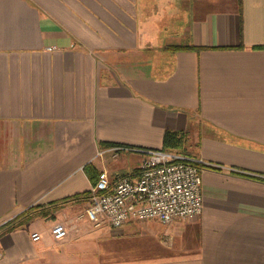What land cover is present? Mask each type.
Segmentation results:
<instances>
[{
  "label": "crops",
  "instance_id": "crops-1",
  "mask_svg": "<svg viewBox=\"0 0 264 264\" xmlns=\"http://www.w3.org/2000/svg\"><path fill=\"white\" fill-rule=\"evenodd\" d=\"M167 130L199 219L76 220ZM0 264H264V0H0Z\"/></svg>",
  "mask_w": 264,
  "mask_h": 264
},
{
  "label": "built area",
  "instance_id": "built-area-1",
  "mask_svg": "<svg viewBox=\"0 0 264 264\" xmlns=\"http://www.w3.org/2000/svg\"><path fill=\"white\" fill-rule=\"evenodd\" d=\"M136 177L112 180L107 172L93 182L86 196L87 205L76 220L87 217L93 226L123 227L129 220H197L203 214V170L206 161L176 149H142ZM77 229L72 222H55L50 233L55 239ZM32 239L41 238L39 232Z\"/></svg>",
  "mask_w": 264,
  "mask_h": 264
},
{
  "label": "trees",
  "instance_id": "trees-1",
  "mask_svg": "<svg viewBox=\"0 0 264 264\" xmlns=\"http://www.w3.org/2000/svg\"><path fill=\"white\" fill-rule=\"evenodd\" d=\"M167 47L169 49L175 50V51L193 48L191 45H171V46H167ZM186 142H187V137L184 133L181 134L179 132L167 130L164 134L163 148L164 149L179 148L181 150H184ZM205 166L207 167L209 165L205 164ZM87 194H88V191L83 192L79 195L87 196ZM79 195H77V196H79ZM77 196H72V197H77ZM72 197H70V198H72ZM30 219H31V217H28L26 220L23 221V223H25L26 221H29Z\"/></svg>",
  "mask_w": 264,
  "mask_h": 264
},
{
  "label": "rangeland",
  "instance_id": "rangeland-1",
  "mask_svg": "<svg viewBox=\"0 0 264 264\" xmlns=\"http://www.w3.org/2000/svg\"><path fill=\"white\" fill-rule=\"evenodd\" d=\"M188 146H189L188 144L185 145V147H184V151L191 150V149L188 148ZM187 152H188V151H187Z\"/></svg>",
  "mask_w": 264,
  "mask_h": 264
}]
</instances>
